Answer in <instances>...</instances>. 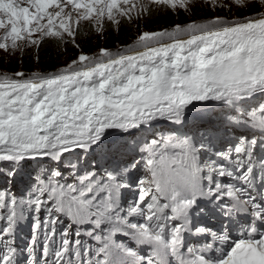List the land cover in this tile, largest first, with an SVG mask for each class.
Segmentation results:
<instances>
[{
  "label": "snow or ice",
  "instance_id": "1",
  "mask_svg": "<svg viewBox=\"0 0 264 264\" xmlns=\"http://www.w3.org/2000/svg\"><path fill=\"white\" fill-rule=\"evenodd\" d=\"M191 2L0 0V50L48 38L79 48L82 22L102 33L106 21L119 28L153 6L187 12ZM232 3L264 7V0ZM258 96L264 11L144 31L117 51H81L55 72L0 75V178L27 191L17 199L0 190V264H20L18 253L24 264H264V157L254 156L258 144L264 150V100L250 103ZM195 102H215L222 112L201 111L184 133L105 145L109 130L128 137L160 121L187 127ZM221 123L256 130L260 139L242 135L213 150ZM132 187L138 195L125 208L121 190ZM26 211L31 236L21 250L15 239ZM241 215L250 219L240 223ZM187 235L204 245L183 251Z\"/></svg>",
  "mask_w": 264,
  "mask_h": 264
},
{
  "label": "rangeland",
  "instance_id": "2",
  "mask_svg": "<svg viewBox=\"0 0 264 264\" xmlns=\"http://www.w3.org/2000/svg\"><path fill=\"white\" fill-rule=\"evenodd\" d=\"M154 7V6H153ZM264 11V7L260 6L259 4H251L246 8H240L237 7L236 5H234L232 3V0H217V5L213 6L209 0V2H205V0H192L191 4H190V10L185 12L184 10L180 9L177 12H172L171 10H167V13L173 17V21L172 23H168L166 25H161L160 28L156 29V30H152L150 29V17H149V13L144 14L142 17H140L139 19H133L131 20L128 24L132 29V32L134 33V36L132 37V39L126 43H120L118 40L119 39H113L112 36H110L109 34H111L112 31H114L113 33H115L116 30V26L112 25L109 22H105V26H104V31L102 33L95 31L88 22H84L86 23L90 28L92 29V36L91 38V47L92 49H90V51H86L83 50V52L88 53V54H93V53H97L99 51V49L101 48H107L110 49L112 51H117L120 50L122 48H125L131 44H133V42L135 41L136 37L144 32V31H149V32H155V31H161L164 29H172L175 25L180 24V25H186L192 21H196V22H205L209 19H212L214 17H225L229 20L233 19V18H243L244 16H248V15H253L255 13ZM158 14H162L161 12H156ZM109 35V37H108ZM108 39V40H107ZM56 42H60L57 41ZM94 49V50H93ZM35 50H37V46H31V47H27L25 49L21 50H17L16 52H5L3 50H0V75H8V76H14L15 73H24L25 76H30L33 73H50V72H55L61 68H63L66 64H68L71 60L75 59L80 52H77L76 54H72V53H68L65 51H58L56 53V55L54 56V65H47L45 67H41L38 66L37 64H34V66L31 69H27L24 67L25 61L29 62L33 60H36V55H34ZM29 55H32V57L34 58H29ZM264 100V97H258L257 100L252 101L254 104ZM197 104V108L193 109L197 110L199 109V112H190L188 114L189 118H194L193 120L198 119L201 111H205L202 110L204 108H208L207 111H212L214 113H221L222 109L218 110L219 108L217 107L214 108L212 106V104L214 102H207L204 104H201V102H195ZM160 124H162L163 126H159ZM166 124V125H165ZM217 127L221 128L225 133L229 134L230 129L229 126L225 125V124H219ZM173 126L171 125V122L168 121H160L156 127L152 130V132H150L148 135V138L151 139L152 138H159L160 135H166V133L168 131H172ZM187 131V129H186ZM256 134L255 133H250L248 135H244L247 136L249 139H251L253 136ZM137 132H133L130 136L128 137H122L119 133L109 130V134L107 139L105 140V142H113L114 140L116 142H123L125 139L128 141H131L132 143L138 141H144V137H140L138 139H136L135 137H137ZM260 137V136H259ZM239 139V138H238ZM260 139V138H259ZM216 141V140H214ZM259 145V144H258ZM260 155L264 156V150L262 151V153ZM83 158V157H82ZM90 159V158H89ZM201 159L203 161V163L205 161H207L209 158L204 155V153H202L201 155ZM217 159V158H216ZM91 162H89L90 164ZM97 170V169H96ZM98 172H100L101 174L103 173V169L97 170ZM140 175H142V172L140 171H136L133 176H137L139 177ZM67 176V175H65ZM14 187H17V193L15 194L14 191ZM0 190H5V191H9V193L11 195H15L18 199L20 198H27V191H25L24 187L22 184H17V186H12L9 185L3 178H0ZM133 191V190H131ZM137 192L135 191L133 194V197L137 196L136 194ZM131 196H128V198ZM126 197L124 196V194L121 192V202H125L123 203V205L125 208L128 206V203H126L125 199ZM132 202V201H131ZM26 217H28V219H26L24 222H21L22 225H25L27 223V230L29 232V238L31 236V213L26 211ZM26 222V223H25Z\"/></svg>",
  "mask_w": 264,
  "mask_h": 264
},
{
  "label": "trees",
  "instance_id": "3",
  "mask_svg": "<svg viewBox=\"0 0 264 264\" xmlns=\"http://www.w3.org/2000/svg\"><path fill=\"white\" fill-rule=\"evenodd\" d=\"M156 12H161L162 14H158ZM150 17V29L156 30L160 28L161 25H166L168 23H172L173 17H171L167 10L163 8H156L152 7L151 10L148 12ZM130 21L127 19H124L119 28L116 27L115 33L114 31L109 34L114 39H119L118 41L120 43L126 44L128 43L132 37L134 36V33L132 32L131 27L129 26ZM90 27L82 22L80 26L79 33L76 37V44H79V48H77L73 43H62V42H56V39L48 38L45 39L40 46L37 47V50H35L34 55H36V60L32 61H25L24 67L27 69H31L34 64H37L38 66L45 67L47 65H54V56L59 51H65L68 53L76 54L77 52H80L81 50H88L92 49L91 47V36H92V29H89ZM108 35V37H109ZM108 40V39H107ZM94 50V49H93ZM29 58H33L32 55H29ZM34 59V58H33ZM129 143H132L128 140Z\"/></svg>",
  "mask_w": 264,
  "mask_h": 264
},
{
  "label": "bare ground",
  "instance_id": "4",
  "mask_svg": "<svg viewBox=\"0 0 264 264\" xmlns=\"http://www.w3.org/2000/svg\"><path fill=\"white\" fill-rule=\"evenodd\" d=\"M215 103V102H214ZM213 103V104H214ZM212 104V106L214 107V108H216L217 109V106H215V105H213ZM166 125V124H165ZM159 126H163L162 124H160ZM187 128V131H188V129L189 128H192V124H191V122L189 123V126L188 127H186ZM218 129H219V132H221V135L223 136L222 137V140H224V139H226V137L228 136V134L227 133H225L221 128H219L218 127ZM229 129H230V132L232 133V132H236V130L234 129V128H232V127H229ZM152 130L153 129H151V130H149V131H138L137 132V137H135L136 139H138V138H140V137H142L143 138V136H146V135H148L150 132H152ZM138 141H139V139H138ZM114 142H116L115 140L113 141V142H110V141H108V142H105V145H110L111 143H114ZM103 147V146H102ZM139 156V154L137 153V157ZM83 155H81V163H82V165H83ZM89 162H91V158L89 159V161H88V163ZM100 169H103V168H97V170H100ZM65 175H68L67 173H65ZM17 184H21V183H16V184H14V185H12V186H17ZM17 187H14V191L17 193ZM135 198H137V196H135V197H133V200L135 199ZM132 200V201H133ZM27 236V232L25 231V230H23L22 229V227L21 226H19L18 227V229H17V233H16V240L17 241H19V242H21V243H24L25 242V240H26V237ZM126 241H128V240H126Z\"/></svg>",
  "mask_w": 264,
  "mask_h": 264
}]
</instances>
